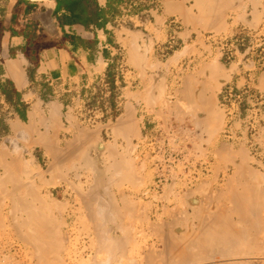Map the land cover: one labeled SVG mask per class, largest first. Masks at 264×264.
I'll return each mask as SVG.
<instances>
[{"label": "rangeland", "instance_id": "rangeland-1", "mask_svg": "<svg viewBox=\"0 0 264 264\" xmlns=\"http://www.w3.org/2000/svg\"><path fill=\"white\" fill-rule=\"evenodd\" d=\"M236 2L227 0L224 21L232 19ZM214 16L201 20L192 36L181 35L183 41L177 39L180 21L171 18L166 22L170 29L166 38L154 43L144 41L149 32L145 25L151 27L156 16L150 21L122 20L120 25L125 29L119 35L121 47L107 80L86 94L73 93L61 100L67 107L57 116L40 112L31 114L29 120L15 122L9 104L0 98V264H136L134 259L141 261L138 256L145 255L150 264H179L176 256L168 255L167 238L176 244L182 234L202 232L203 225L212 224L214 219L210 217L216 215H221L220 227L231 229L233 237H239L238 243L245 245L237 246L246 247L247 254L223 258L209 250L196 252L193 259L195 254L191 252L185 262L194 264L202 257L195 264H264V103L256 104L246 95L240 98V104L223 99L227 88L233 93L251 88L264 99V65L258 59L264 21L250 29L230 30L226 22L224 27H214ZM173 19L176 24L171 23ZM255 115L259 125L251 133L249 124ZM67 157L70 162L64 160ZM244 170L250 178L259 179V187H253L257 190H251L252 186L247 190L252 180L246 179ZM42 203L49 208L42 209ZM33 206V212L46 218V229L51 226L46 232L52 234L54 230L47 238L49 244L44 243L45 249L19 225ZM209 209L217 213L211 216ZM55 230L60 231L56 236ZM121 238L127 240L125 247ZM54 242L59 243V251ZM115 246L120 249L112 250Z\"/></svg>", "mask_w": 264, "mask_h": 264}, {"label": "crops", "instance_id": "crops-1", "mask_svg": "<svg viewBox=\"0 0 264 264\" xmlns=\"http://www.w3.org/2000/svg\"><path fill=\"white\" fill-rule=\"evenodd\" d=\"M121 1L0 0V98L9 104L13 121L40 112L57 116L67 107L61 100L86 94L107 80L125 29L120 25ZM226 2L167 0L153 25H145L149 32L144 41L165 39L171 18L181 23L177 39L182 41L181 35L192 36L200 21L212 15L214 27L226 22L230 30L264 21V0H237L229 21L223 18ZM235 81L238 86L240 79Z\"/></svg>", "mask_w": 264, "mask_h": 264}, {"label": "bare ground", "instance_id": "bare-ground-1", "mask_svg": "<svg viewBox=\"0 0 264 264\" xmlns=\"http://www.w3.org/2000/svg\"><path fill=\"white\" fill-rule=\"evenodd\" d=\"M38 1H39V0H38ZM190 18H191V17H190ZM187 19H189V17H188ZM190 23H191V22H190ZM197 23H198V21H197ZM212 69H213V68H212ZM210 77H211V76H210ZM215 78H216V77H215ZM211 79H212V78H211ZM189 82H190V81H189ZM216 82H217V79H216ZM186 83H187V82H186ZM187 84H188V83H187ZM204 86H205V85H204ZM186 87H187V86H186ZM189 88H190V87H188V89H189ZM216 88H217V87H216ZM191 89H192V88H191ZM204 91H205V90H204ZM202 92H203V91H202ZM210 93H211V91H210ZM184 94H185V93H184ZM199 94H201V93H199ZM203 94H204V93H203ZM185 95H187V94H185ZM201 95H202V94H201ZM201 95H200V96H201ZM210 95H211V94H210ZM211 96H212V95H211ZM209 97H210V96H209ZM188 98H189V97H188ZM192 98H193V96L191 97V99H192ZM194 98H195V96H194ZM195 100H196V99H195ZM195 100H194V101H195ZM199 100H200V99H199ZM188 101H189V99H188ZM200 101H201V100H200ZM200 101H198V102H200ZM208 101H209V100H208ZM192 102H193V99H192V101H191V104H192ZM193 103H194V102H193ZM196 103H197V102H196ZM207 103H208V102H207ZM210 103H211V102H210ZM181 104H182V103H181ZM188 104H190V101H189ZM200 104H201V103H200ZM212 104H213V101H212ZM190 106H191V105H190ZM185 107H186V106H185ZM211 107H212V106H211ZM187 108H188V107H187ZM191 109H192V108H191ZM204 109H205V108H204ZM192 110H194V107H193ZM207 110H208V109H207ZM180 111H181V110H180ZM183 111H184V110H183ZM127 112H128V111H127ZM177 112H178V111H177ZM184 113H185V112H184ZM193 113H194V111H193ZM193 113H192V114H193ZM180 114H181V113H180ZM182 114H183V113H182ZM52 116H53V115H52ZM193 116H194V115H193ZM49 117H50V116H49ZM125 117H127V116L125 115ZM181 118H182V117H181ZM191 118H192V117H191ZM195 118H196V117H195ZM219 119H220V118H219ZM126 120H127V118H126ZM120 121H121V120H119L118 123H121ZM128 121H129V119H128ZM128 121H127V122H128ZM130 121H131V120H130ZM52 122H54V121H52ZM220 122H221V121H220ZM220 122H219V123H220ZM219 123H216V124H219ZM216 124H215V125H216ZM121 125H124V123H122ZM207 125H208V124H207ZM209 125H210V124H209ZM215 125H214V126H215ZM216 126H217V125H216ZM133 127H134V126H133ZM218 127H219V126H218ZM22 128H23V127H22ZM118 128H119V127H118ZM194 128H195V125H194ZM214 128H216V127H214ZM23 129H24V128H23ZM28 129H29V128H28ZM178 129H179V128H178ZM184 129H185V128H184ZM195 129H197V128H195ZM195 129H194V130H195ZM120 130H121V131H124V130H122V129H120ZM125 130H126V129H125ZM128 130H129V129H128ZM131 130H132V128H131ZM131 130H130V131H131ZM212 130H213V129H212ZM215 130H216V129H215ZM28 131H29V130H28ZM132 131H133V130H132ZM132 131H131V132H132ZM134 131H135V129H134ZM216 131H217V130H216ZM30 132H31V131H30ZM192 132H193V131H192ZM212 132H213V131H212ZM123 133H124V132H123ZM125 133H127V132L125 131ZM128 133H129V132H128ZM187 133H188V132H187ZM213 133H214V132H213ZM81 134H83V133L81 132ZM130 134H131V133H130ZM79 135H80V134H79ZM123 135H124V134H123ZM126 135H127V134H126ZM126 135H125V136H126ZM131 135H132V134H131ZM209 135H210V134H209ZM45 136H46V135H45ZM80 136H83V135H80ZM80 136H79V137H80ZM212 136H213V134H212ZM126 137H127V136H126ZM88 138H89V137H88ZM88 138H87V139H88ZM124 138H125V137H124ZM88 140H89V139H88ZM51 142H52V141H51ZM48 146H50V145H48ZM52 147H53V146H52ZM54 148H55V147H53V149H54ZM173 148H174V146H173ZM224 149H225V148H224ZM55 150H56V149H55ZM173 150H174V149H173ZM227 150H228V149H227ZM48 151H49V150H48ZM49 152H51V151H49ZM55 152H57V151H55ZM228 152H229V151H228ZM58 154H59V153H58ZM58 154H57V155H58ZM67 154H68V152H67ZM227 154H228V153H227ZM51 155H52V154H51ZM233 155H234V154H233ZM52 156H54V155H52ZM231 156H232V154H231ZM231 156H230V157H231ZM57 157H58V156H57ZM70 157H71V156H70ZM232 157H234V156H232ZM55 158H56V157H55ZM72 158H74V156H73ZM234 158H235V157H234ZM66 159H67V161H69V160H68V157L65 158L64 160H66ZM123 159H124V158H123ZM123 159H122V161H123ZM56 160H58V159H56ZM56 160H55V162H56ZM59 161H60V160H59ZM122 161H120V162H122ZM124 161H125V160H124ZM172 161H173V160H172ZM55 162H54V163H55ZM61 162H62V161H61ZM63 162H64V161H63ZM63 162H62V163H63ZM69 162H70V161H69ZM115 162H116V161H115ZM13 163H14V162H13ZM13 163H12V164H13ZM56 163H57V162H56ZM238 163H239V162H238ZM113 164H114V162H113ZM116 164L119 165V163H117V162H116ZM116 164H115V165H116ZM120 164H121V163H120ZM126 164H128V163L126 162ZM126 164H124V165H126ZM115 165H114V166H115ZM117 165H116V166H117ZM237 165H239V164H237ZM110 166H111V165H110ZM120 166H123V163H122ZM120 166H119V167L117 166V167H118V168H121ZM127 166L130 167L129 164H128ZM127 166H126V167H127ZM241 166H242V165H241ZM244 166H245V165H244ZM112 167H113V166H112ZM112 167H110V168H112ZM124 167H125V166H124ZM238 167H239V166H238ZM242 167H243V166H242ZM242 167H241V168H242ZM13 168H14V166H13ZM17 168H18V166H17ZM17 168H16V169H17ZM118 168H116V169L118 170ZM239 168H240V167H239ZM243 168H244V167H243ZM247 168H248V167H247ZM127 169H128V168H127ZM129 169H130V168H129ZM129 169H128V170H129ZM244 169H245V168H244ZM120 170H121V169H120ZM128 170H127V171H128ZM249 170H250V169H249ZM249 170H248V171H249ZM14 171H15V170H14ZM18 171H19V170H18ZM113 171H114V170H113ZM127 171H126V172H127ZM16 172H17V171H16ZM114 172H115V171H114ZM117 172H118V171H117ZM241 172H242V171H241ZM241 172H240V174H242ZM112 173H113V172H112ZM119 173H120V171H119ZM122 173H123V172H122ZM130 173H131V172H130ZM244 173H245V170H244ZM251 173H252V172H251ZM10 174H11V173H10ZM117 174H118V173H117ZM120 174H121V173H120ZM126 174H128V173H126ZM240 174H239V177L241 176ZM245 174H247V173H245ZM245 174H242L243 177H246ZM118 175H119V174H118ZM165 175H166V174H165ZM252 175H253V174H252ZM254 175H255V174H254ZM111 176H112V174H111ZM121 176H123V174H122ZM127 176H128V175H127ZM129 176H130V175H129ZM7 177H8V175H7ZM231 177H232V176H231ZM250 177H251V175L248 176V174H247L246 179L249 178V179L252 180V182H251V180H250V182H251L252 184H251L250 186L248 185V186L246 187L247 190H248V188L251 187V186H252V187H251V190L253 189V187H254V188L259 187V179H258L257 177L254 178V179H252L253 177H252V178H250ZM254 177H255V176H254ZM4 178H5V177H4ZM261 178H262V177H261ZM235 179H237V178H235ZM239 179H240V178H239ZM249 179H248V180H249ZM110 181H111V180H110ZM113 181H114V180H113ZM230 181H231V180H230ZM237 181L239 182V180H237ZM263 181H264V180H263ZM248 182H249V181H248ZM108 183H109V182H108ZM110 183H111V182H110ZM230 184H231V183H230ZM239 184H240V183H239ZM227 185H228V184H227ZM25 186H26V185H25ZM23 187H24V186H23ZM235 187H236V186H235ZM26 188H27V187H26ZM26 188H25V189H26ZM240 188H242V187H240ZM23 189H24V188H23ZM25 189H24V190H25ZM30 189H31V188H30ZM35 189H36V188L33 189V192H34ZM230 189L233 190L232 188H230ZM244 189H245V186H244ZM244 189H243V190H244ZM27 190H28V189H27ZM249 190H250V188H249ZM253 190H257V189H253ZM13 191H14V190H13ZM99 191H100V189H99ZM104 191H105V190H104ZM104 191H103V192H104ZM33 192H32V194H33ZM103 192H102V193H103ZM225 192H226V191H225ZM241 192H242V191H241ZM20 193H21V192H20ZM108 193H109V192H108ZM232 193H233V192H232ZM247 193H248V192H247ZM259 193H261V192H259ZM259 193L257 192V194H259ZM4 194H5V193H4ZM22 194H23V193H22ZM103 194H105V193H103ZM218 194H219V192H218ZM220 194L222 195V192H221ZM227 194H228V193H227ZM227 194H226V195H227ZM229 194H230V193H229ZM239 194H240V193H239ZM241 194H243V195H245V197H247V196H246L247 194H244V193H241ZM8 195H9V194H8ZM202 195L204 196V194H202ZM205 195H206V194H205ZM215 195H216V194H215ZM1 196H2V195H1ZM1 196H0V197H1ZM11 196H14V195H11ZM18 196H19V195H18ZM18 196H17V197H18ZM34 196H36V195H34ZM79 196H80V195H79ZM79 196H78V197H79ZM95 196H96V195H95ZM95 196H94V197H95ZM97 196H98V195H97ZM97 196H96V198H97ZM206 196H208V195H206ZM227 196H228V195H227ZM230 196H231V195H230ZM230 196H229V197H230ZM254 196H255V195H254ZM82 197H83V196H82ZM92 197H93V195H92ZM107 197H108V194H107L106 198H107ZM122 197H124V196H122ZM211 197H212V196H211ZM222 197H224V196L222 195ZM231 197H233V196H231ZM231 197H230V198H231ZM242 197H244V196H242ZM259 197H261L260 194H259ZM262 197H263V196H262ZM36 198H37V197H36ZM88 198H89V197H88ZM96 198L94 199L95 201H96ZM203 198H204V197H203ZM217 198H218V197H217ZM220 198H221V196H220L218 199H220ZM237 198H238V197H237ZM33 199H34V198H33ZM90 199H93V198H90ZM207 199H208V198H207ZM209 199H210V198H209ZM232 199L234 200L235 198H232ZM238 199H239V198H238ZM257 199H259V200L261 201L260 198L257 197ZM35 200H37V199H35ZM40 200H41V199H39L38 201L40 202ZM99 200H100V198H99ZM113 200H114V199H113ZM211 200H212V199H211ZM241 200H242V199H241ZM259 200H258V201H259ZM19 201H20V200H19ZM19 201L17 200V202L20 204ZM80 201H81V200H80ZM85 201H86V200H85ZM91 201H93V200H91ZM91 201H90V202H91ZM100 201L103 202V201H105V200H102V199H101ZM100 201H99V202H100ZM206 201H207V200H206ZM248 201H249V200H248ZM255 201H256V200H255ZM258 201H256V202H258ZM39 202H37L38 205H39ZM41 202H42V201H41ZM41 202H40V203H41ZM83 202H84V201H83ZM87 202H88V201H87ZM97 202H98V200H97ZM102 202H101V203H102ZM105 202H106V201H105ZM105 202H104V203H105ZM110 202H111V201H110ZM124 202H125V201H124ZM124 202L122 201L121 204H127V201H126L125 203H124ZM210 202H211V201H210ZM240 202H241V201H240ZM22 203H24L23 200H22ZM28 203H29V202H28ZM112 203H113V202H112ZM112 203H110V206H111ZM201 203H202V202H201ZM218 203H219V202H218ZM227 203H228V202H227ZM245 203H246V200H245ZM259 203H260V202H259ZM262 203H263V202H262ZM19 204H17V205H19ZM53 204H55V203H53ZM83 204H84V203H83ZM83 204H82V205H83ZM91 204H92V203H91ZM94 204H95V203H94ZM94 204H93V205H94ZM193 204H194V203H193ZM195 204H196V203H195ZM202 204H203V203H202ZM219 204H220V203H219ZM254 204H255V203H254ZM257 204H258V203H257ZM27 205H28V204H27ZM29 205H30V204H29ZM31 205H33V204H31ZM43 205H44V204L42 203V204H41L42 209H46V208L48 207V205H47L46 203H45V207H44ZM50 205H52V203H51ZM56 205H57V204H56ZM58 205H59V204H58ZM89 205H90V204H89ZM113 205H114V204H113ZM196 205H197V204H196ZM210 205H211V204H210ZM216 205H217V204H216ZM224 205H225V204H224ZM230 205H231V204H230ZM230 205H229V206H230ZM238 205H239V204H238ZM240 205H241V204H240ZM240 205H239V206H240ZM247 205H248V204H246V206H247ZM249 205H250V203H249ZM15 206H16V205H15ZM20 206H21V205H20ZM39 206H40V205H39ZM46 206H47V207H46ZM96 206H97V205H96ZM231 206H232V205H231ZM242 206H243V205H242ZM242 206H240V207L242 208ZM253 206H254V205L251 206V209L253 208ZM11 207H12V206H11ZM90 207H91V205H90ZM98 207H99V206H98ZM105 207H106V206H105ZM111 207H112V206H111ZM114 207H115V206H114ZM216 207H218V206H216ZM17 208H18V207H17ZM19 208L21 209L22 206L19 207ZM19 208H18V209H19ZM31 208H32V207H31ZM48 208H49V207H48ZM48 208H47V209H48ZM54 208H55V206H54ZM54 208H53V209H54ZM84 208L86 209L87 207H84ZM103 208H104V207H103ZM108 208H109V207H108ZM116 208H117V207H116ZM116 208H115V209H116ZM123 208H125V207H123ZM206 208H207V207H206ZM246 208H247V207H246ZM248 208H249V207H248ZM11 209H12V208H11ZM13 209H14V208H13ZM27 209H28V208H26L25 211H26ZM34 209H35V208H34V206H33V209H31V210H32L31 212H30V209L28 210L29 212L27 211V213H26V214H28L27 218H26L25 220H23L22 223L19 224V225H21L20 227L26 229V234H27L28 236H34L35 238L38 239L37 241H39L38 243H40V245L37 244V246H41V245H42V249H45V248H43V247H45L47 244H49L48 242H49L50 240L48 241L47 238H49V236H50V234H51L49 231L46 232V230H50V229H51V226L49 225L50 227H49L48 229H46V224H45V222H44V219H46V218L43 219L41 216H39V214H36L35 212H33ZM92 209H93V208H92ZM104 209H105V208H104ZM106 209H107V207H106ZM117 209H118V208H117ZM117 209H116L115 211H117ZM119 209H120V208H119ZM119 209H118V210H119ZM192 209H193V208H192ZM216 209H218V208H216ZM226 209H227V208H225V207L223 208V210H226ZM251 209H250V212H251ZM22 210H23V209H22ZM35 210H36V209H35ZM56 210H57V209H56ZM94 210H95V209H94ZM111 210H112V209H111ZM111 210H110V212H111ZM193 210H194V209H193ZM206 210H208V208H207ZM221 210H222V209H221ZM221 210H220V211H221ZM248 210H249V209H248ZM252 210H254V208H253ZM258 210H260V209H258ZM15 211H16V210H15ZM39 211H40V208H39ZM39 211L37 210L36 212L39 213ZM58 211H59V210H58ZM87 211H88V210H87ZM91 211H92V210H91ZM95 211H96V210H95ZM95 211L92 212V213L95 214ZM98 211H99V210H98ZM100 211H101V210H100ZM107 211H108V210H107ZM196 211H197V210H196ZM211 211H212V210H211ZM214 211H215V210H214ZM214 211H212V213H213ZM216 211H218V213H220L219 210H216ZM256 211H257V210L255 209V211H253V212H254V213H257L258 211H257V212H256ZM105 212H106V211H105ZM118 212H119V211H118ZM125 212H126V211H125ZM208 212H209V213L211 214V216H212V213L210 212V209H209ZM222 212H224V211H222ZM222 212H221V213H222ZM243 212L245 213V211H243ZM246 212H247V209H246ZM21 213H22V211H21ZM48 213H49V212H48ZM216 213H217V212H214L213 215H215ZM251 213H252V212H251ZM94 214H91V215H94ZM106 214H107V212H106ZM110 214H111V213H110ZM112 214H113V213H112ZM112 214H111V215H112ZM115 214H116V213H115ZM115 214H114V215H115ZM223 214H224V213H223ZM238 214L240 215L241 213H238ZM238 214H237V215H238ZM252 214H253V213H252ZM41 215H42V213H41ZM46 215H47V214H46ZM50 215H51V214H50ZM103 215H104V214H103ZM123 215H124V214H123ZM129 215H130V213H129ZM194 215H195V214H194ZM203 215H204V214H203ZM247 215H248V214H247ZM13 216H14V215H13ZM86 216H87V215H86ZM94 216H95V215H94ZM121 216H122V215H121ZM205 216H206V215H205ZM205 216H204V217H205ZM217 216H218V215L210 217L212 220L214 219L213 223L211 224V222H212V221H211V222H209V223L207 222L208 224H211V225H208V224L203 225V228H204V227H205V228L202 229V232H201V231L198 232V233H201L200 235H199L198 233L194 234V232H193V234H192V233L182 234V238H181L180 241L177 242L176 244H175L174 242L168 241V240H170V239H172V238L168 239V238L166 237V235H165V237L167 238V242H168V243L166 242L167 245H168L167 248L169 249V250H168V249H167V250L170 251L169 254H168V252H167V254L169 255V257H170V255H171V257H172V256H176V257L178 258L177 260L179 261V264H187V262H185V258H186L187 256H189L188 254L191 253V252H192L191 254H193V253L195 254V255H193V259H194V256L197 257V254H198V253H199V254H202V253L208 252L209 250H213V251H215V252L217 253V255L220 254L219 256L223 255V256H222L223 258H225V256H232V255H233L234 257H236V256L241 257L242 255H246L247 253L244 251V250H247L246 247H245V249H242V248H241L242 246L244 247L245 245H242V244L238 243V239H239V237H237V238L233 237L235 233L232 232V233H233V234H232V233L230 232L231 229H230V231H229V230L225 229L224 227L222 228V226L220 227V223H221V225H223L222 222L219 221V220H221V219H219V218L221 217V215H220V217H219V216L217 217ZM222 216L224 217V215H222ZM241 216H242V214H241ZM252 216H254V215H252ZM256 216H257V215H256ZM256 216H255V217H256ZM258 216H260V215H258ZM258 216H257V217H258ZM43 217H48V216H45V214H44ZM90 217H91V216H90ZM90 217H89L88 219H90ZM92 217H93V216H92ZM97 217H98V216H97ZM100 217H101V216L99 215L98 218H100ZM109 217H110V216H109ZM111 217H112V216H111ZM223 217H222V218H223ZM242 217H243V216H242ZM242 217H240V218H242ZM247 217H248V216H247ZM257 217H256V218H257ZM14 218H15V217H14ZM50 218H51V217H50ZM93 218H94V217H93ZM119 218H120V217H119ZM245 218H246V217H245ZM248 218H250V216H249ZM248 218H247V219H248ZM88 219H87V220H88ZM106 219H107V218H106ZM106 219H105V220H106ZM110 219H111V218H110ZM112 219H114V218H112ZM179 219H181V218H179ZM204 219H205V218H204ZM242 219H243V221H244V217H243ZM242 219H241V220H242ZM250 219H251V218H250ZM49 220H50V219H49ZM102 220H103V219H102ZM177 220H178V218H177ZM201 220H202V219H201ZM207 220H208V219H207ZM239 220H240V219H239ZM241 220H240V221H241ZM248 220H249V219H248ZM251 220L253 221V219H251ZM260 220H261V219H260ZM91 221H94V220H91ZM106 221H107V220H106ZM106 221H105V222H106ZM110 221H111V220H110ZM203 221H204V220H202V224H204ZM208 221H209V220H208ZM218 221H219L220 223H219ZM221 221H222V220H221ZM245 221H246V220H245ZM245 221H244V222H245ZM258 221H259V220H258ZM246 222H247V221H246ZM253 222H254V221H253ZM261 222H262V221H261ZM51 223H52V222H51ZM94 223H95V221H94ZM170 223H171V222H170ZM205 223H206V222H205ZM248 223H249V221H248ZM259 223H260V222H259ZM103 224H104V223H103ZM103 224H102V225H103ZM167 224H168V223H167ZM218 224H219V226H218ZM252 224H253V223H252ZM261 224H264V222H262ZM14 225H15V223H14ZM44 225H45V226H44ZM51 225H52V224H51ZM94 225H95V224H94ZM102 225H101V226H102ZM105 225H106V224H105ZM119 225H120V224H119ZM160 225H161V224H160ZM164 225H165V224H164ZM166 226H167V225H166ZM237 226H238V225H237ZM240 226H241V225H240ZM52 227H53V226H52ZM54 227H55V226H54ZM94 227L97 228V226H94ZM99 227H100V226H99ZM99 227H98V228H99ZM151 227H152V226H151ZM155 227H156V226H155ZM155 227H154V228H155ZM152 228H153V227H152ZM198 228H199V227H198ZM238 228H239V227H238ZM250 228H252V227H250ZM17 229H18V228H17ZM17 229H16V230H17ZM54 229H56V228H54ZM99 229H100V228H99ZM99 229H98V230H99ZM128 229H129V228H128ZM165 229H166V228H165ZM165 229H164V232H165ZM187 229H188V228H187ZM252 229H253V228H252ZM18 230L20 231V229H18ZM18 230H17V231H18ZM57 230H58V229H57ZM95 230H96V229H95ZM95 230H94V231H95ZM120 230H121V229H120ZM129 230H130V229H129ZM234 230H235V229H234ZM234 230H232V231H234ZM94 231H93V232H94ZM262 231H263V230H262ZM262 231H261V232H262ZM20 232H21V231H20ZM20 232H19V234H17L18 236H19L21 233H23V232H21V233H20ZM48 232H49V233H48ZM53 232H54V230H52V234H51V235H53ZM55 232H56V233H55L54 235L56 236L57 232H60V231H56V230H55ZM153 232H156V231H153ZM235 232L237 233V231H235ZM256 232H257V231H255V233H256ZM16 233H17V232H16ZM95 233H96V232H95ZM162 233H163V232H162ZM173 233H175V232H173ZM238 233H239V232H238ZM255 233L253 234V236L256 235ZM99 234H100V232H99ZM99 234H98V235H99ZM105 234H106V233H105ZM165 234H166V233H165ZM197 234H198V235H197ZM257 234H258V232H257ZM95 235H96V234H95ZM100 235H101V234H100ZM100 235H99V236H100ZM163 235H164V234H163ZM21 236H23V235H21ZM21 236H20V238H22ZM58 236H60V235L58 234ZM93 236H94V235H93ZM102 236H103V235H102ZM105 236H106V235H105ZM180 236H181V235H180ZM244 236H245V235H244ZM24 237H25V236H24ZM50 237H51V236H50ZM53 237H54V236H53ZM94 237H95V236H94ZM122 237H123V236H122ZM158 237H159V236H158ZM158 237H157V238H158ZM170 237H171V235H170ZM178 237H179V236H178ZM242 237H243V236H242ZM254 237H255V236H254ZM102 238H103V237H102ZM129 238H131V237H129ZM162 238H163V237H162ZM32 239L34 240V238H32ZM32 239H31V240H32ZM59 239H60V238H59ZM121 239H122L123 241H125V242H124V247H125V243H126L127 240H124L123 238H121ZM121 239H120V240H121ZM155 239H156V238H155ZM175 239H177V238H175ZM243 239H244V238H243ZM247 239H248V238H247ZM247 239H245V240H247ZM259 239H260V238H259ZM52 240L55 241L54 239H51V241H52ZM56 240H57V239H56ZM100 240H101V239H100ZM107 240H109V239H107ZM129 240H130V239H129ZM160 240H161V239H160ZM163 240H164V238H163ZM254 240H255V239H254ZM263 240H264V239H263ZM59 241H60V243H62L61 240H59ZM59 241H58V242H59ZM93 241H94V239H93ZM123 241H122V242H123ZM241 241H242V239H241ZM99 242H100V241H99ZM107 242H108V241H107ZM114 242H115V241L113 240V244H114ZM170 242H171V243H170ZM245 242H248V241H245ZM256 242H257V241H256ZM35 243H36V242H35ZM44 243H46V245H44ZM51 243H52V242H51ZM94 243H95V242H94ZM103 243H104V241H103ZM116 243H117V242H116ZM120 243H121V242H120ZM166 243H164V244H166ZM236 243H237V244H236ZM248 243H249V242H248ZM113 244H112V245H113ZM126 244H127V243H126ZM243 244H244V242H243ZM255 244H256V243H255ZM33 245H34V244H33ZM55 245H56V244H55V242H54V246H55ZM101 245H102V244H101ZM109 245H111V243H109ZM109 245L107 244V247H108ZM112 245H111V246H112ZM114 245H115V244H114ZM118 245H119V244H118ZM118 245H117V246H118ZM235 245H236L237 248H236V247H232V248H231V246H235ZM237 245H239V246L242 245V246H241V247H238ZM246 245H247V247H248V244H247V243H246ZM251 245H252V244H251ZM57 246L59 247V243H58L55 247H57ZM94 246H95V244H94ZM105 246H106V244H105ZM117 246L114 247L115 249L112 248V250H115V251H116V250H117V249H116ZM46 247H47V246H46ZM58 247H57V250L59 251V250H60V247H59V249H58ZM107 247H105L106 250H107ZM109 247H110V246H109ZM120 247L122 248V246H120ZM124 247H123V249H124ZM161 247H162V245H161ZM164 247H165V245H164ZM35 248H37V247L34 246V249H35ZM52 248H53V247H52ZM52 248H51V250H52ZM101 248H102V247H101ZM105 248H104L103 250H105ZM110 248H111V247H110ZM110 248H108V249H110ZM117 248H119V247H117ZM38 249H39V248H38ZM40 249H41V248H40ZM47 249H48V248H47ZM47 249H46V250H47ZM95 249H97V245H96V248H95ZM99 249H100V247H99ZM119 249H120V248H119ZM162 249H163V248H162ZM46 250H43V251H46ZM49 250H50V248H49ZM49 250H47V252H48ZM54 250L56 251V249H54ZM54 250H53V251H54ZM106 250H105V251H106ZM112 250H108V251H112ZM160 250H161V249H160ZM167 250H166V251H167ZM39 251H40V250H39ZM53 251H52V252H53ZM96 251H97V250H96ZM99 251H100V250H99ZM117 251H118V250H117ZM119 251H120V250H119ZM101 252H102V251H101ZM106 252H107V251H106ZM113 252H114V251H113ZM163 252H164V251H163ZM171 252H172L173 254H172ZM196 252H198V253L196 254ZM211 252H212V251H211ZM260 252H261V251H260ZM38 253H39V252H38ZM45 253H46V252H45ZM94 253H95V251H94ZM103 253H104V251H103ZM107 253H108V255H109V252H107ZM157 253H158V252H157ZM216 253H212V254H213V255H216ZM218 253H219V254H218ZM43 254H44V253H43ZM48 254H49V256H50V252H49ZM51 254H52V253H51ZM53 254H55V253H53ZM105 254H106V253H105ZM159 254H161V253H159ZM159 254H158V255H159ZM167 254H166V255H167ZM191 254H190V255H191ZM41 255H42V254H41ZM108 255H107V256H108ZM113 255H114V254H113ZM113 255H112V256H113ZM164 255H165V252H164ZM203 255H204V254H203ZM203 255H201V256H203ZM213 255H212V256H213ZM217 255H216V256H217ZM235 255H236V256H235ZM39 256H40V255H38V258H39ZM42 256L45 257V255H42ZM47 256H48V255H47ZM47 256H46V257H47ZM107 256H106V257H107ZM123 256H124V255H123ZM199 256H200V255H199ZM199 256H198V258H199ZM51 257H52V256H51ZM91 257H92V256H91ZM106 257H104V258H106ZM113 257H114V256H113ZM120 257H122V256H120ZM138 257H140V260H141V261H137L136 259H134L136 264H148V263L151 261V260L149 261V258H148V256H146V255H145L144 257H142V256H138ZM166 257H167V256H166ZM191 257H192V255H191ZM213 257H214V256H213ZM40 258H41V257H40ZM109 258H111V257H109ZM155 258H156V257H154V259H155ZM159 258H160V256H159ZM161 258H162V257H161ZM187 258H188V257H187ZM189 258H190V257H189ZM209 258H210V257H209ZM230 258H231V257H230ZM237 258H238V257H237ZM44 259H46V258H44ZM56 259H57V258H56ZM58 259H59V258H58ZM92 259H93V258H92ZM195 259H196V258H195ZM199 259H202V260H203L202 257H200ZM211 259H212V258H210L209 260H211ZM213 259H214V258H213ZM60 260H61V259H60ZM119 260H120V259H119ZM129 260H130V259H129ZM131 260H132V259H131ZM168 260H169V258H168ZM168 260H167V261H168ZM186 260H187V259H186ZM189 260H190V259H189ZM191 260H192V259H191ZM202 260H196V261L201 262ZM39 261H40V259H39ZM44 261H45V260H44ZM54 261H56V260H54ZM100 261H101V259H100ZM127 261H128V260H127ZM132 261H133V260H132ZM155 261H156V259H155ZM165 261H166V260H165ZM172 261H174V260H172ZM193 261H194V260H193ZM196 261H194V262L197 263ZM40 262H41V261H40ZM58 262H59V261H58ZM94 262H95V261H94ZM106 262H108L107 258H106ZM118 262H119V261H118ZM156 262H157V261H156ZM160 262H164V261H160ZM174 262H175V261H174ZM194 262H193V263H194ZM55 263H56V262H55ZM59 263H60V262H59ZM59 263H58V264H59ZM150 263H151V262H150ZM150 263H149V264H150ZM167 263L170 264L169 261H168ZM190 263L192 264V261H191ZM195 263H194V264H195ZM44 264H45V262H44ZM98 264H101V263L98 262ZM106 264H107V263H106ZM119 264H120V263H119ZM164 264H165V263H164ZM176 264H178V262H176Z\"/></svg>", "mask_w": 264, "mask_h": 264}, {"label": "built area", "instance_id": "built-area-1", "mask_svg": "<svg viewBox=\"0 0 264 264\" xmlns=\"http://www.w3.org/2000/svg\"><path fill=\"white\" fill-rule=\"evenodd\" d=\"M165 1L166 0H122L118 6L120 19L123 21H125L126 19L129 20L143 19L144 21H150L154 18V16H158L161 14L163 10V4ZM171 23L176 24L177 22L175 21V19H173L171 20ZM259 55L261 57H258V59L259 61H262V64L264 65V38H263V42L260 45ZM244 95H246L248 99H250L252 102H255L256 104L264 103L263 97L258 92L252 90L251 88L250 89L247 88L245 91L240 93H233L232 88H227L223 92V99L224 100L233 99L234 101H237V104H240L241 101L239 100ZM230 109L231 108H229L228 110ZM258 125H259V121L256 120V115H255V117L252 119V122L249 124L250 132L255 133L256 127Z\"/></svg>", "mask_w": 264, "mask_h": 264}, {"label": "water", "instance_id": "water-1", "mask_svg": "<svg viewBox=\"0 0 264 264\" xmlns=\"http://www.w3.org/2000/svg\"><path fill=\"white\" fill-rule=\"evenodd\" d=\"M18 1H22V2H28V3H42L45 2L47 0H18Z\"/></svg>", "mask_w": 264, "mask_h": 264}]
</instances>
